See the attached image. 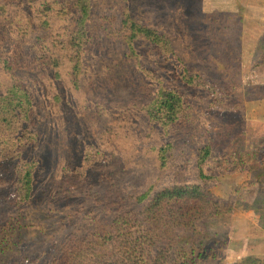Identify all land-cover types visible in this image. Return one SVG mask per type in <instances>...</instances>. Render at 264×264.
Listing matches in <instances>:
<instances>
[{"label":"rangeland","instance_id":"rangeland-1","mask_svg":"<svg viewBox=\"0 0 264 264\" xmlns=\"http://www.w3.org/2000/svg\"><path fill=\"white\" fill-rule=\"evenodd\" d=\"M187 1L194 7L200 4L198 10L211 15L198 16L202 30L186 26L183 17L190 13L186 0H93V21L98 29L93 35L95 48L85 55L77 74L67 73L65 64L57 69L21 68L15 72L14 78L26 82L34 98L32 128L38 141L27 154L37 160V166L28 202H0V249L8 246L14 257L24 253L44 257L78 225L90 224L91 218L108 219L140 208L149 198L138 204L135 196L158 191L170 182L194 181V159L205 136L240 130L248 142L264 137V43L258 46V39L264 38V7L243 3L240 18L234 17L238 12L230 0ZM127 7L149 27L165 33L193 73L215 83L225 80L226 71L229 74L232 70L223 69L225 61L214 68L213 53L223 49L220 51L230 53L231 58L241 53L234 92V97L240 98L237 117L206 112L209 97L197 91L189 124L164 128L150 123L143 110L144 89L149 88L146 73L165 76L170 70L148 45L142 46L145 69L134 72L125 60L118 21ZM112 19L114 22L107 24ZM62 26L54 30L61 31ZM11 49V41H0V54H12ZM0 83L10 85L1 72ZM165 144L170 146L166 160L171 156L161 168L158 149ZM85 145L119 160L120 187L129 198L113 206L108 215L82 192L63 194L51 187L63 166L79 163ZM242 174L221 177L215 187L216 195L233 196L237 209L229 219L211 225L217 226L222 236L212 252L218 251L220 262L211 257L206 264H231L243 255H264V229L258 225L264 205L252 202L254 192H234L231 188L241 184Z\"/></svg>","mask_w":264,"mask_h":264},{"label":"trees","instance_id":"trees-1","mask_svg":"<svg viewBox=\"0 0 264 264\" xmlns=\"http://www.w3.org/2000/svg\"><path fill=\"white\" fill-rule=\"evenodd\" d=\"M243 3L264 7V0H230L238 12L234 17L241 18ZM186 4L190 9L183 17L187 27L200 28L198 16L211 18L208 12L198 10L200 4L194 7L187 0ZM93 8V0H0V33L6 34H0V41L12 42V54H0V72L10 84L0 83L1 203L18 205L30 200L37 166V160L27 154L38 141L32 128L34 98L27 83L14 78L15 72L21 68L57 69L65 64L67 73L77 74L85 55L95 48L93 35L98 29ZM61 25V31L54 30ZM118 31L123 32L124 58L134 72L145 69L141 63L143 45L170 70L165 76L146 73L149 88L144 89L143 110L150 123L164 128L189 124L197 91L209 97L206 112L237 117L240 98L234 97V92L241 53L232 54V58L220 51L223 49L213 53L214 68L225 61L223 69L232 70L226 71L225 80L215 83L193 73L168 36L136 18L129 7L119 18ZM262 43L264 38L258 39L259 48ZM256 139L246 141L240 130L205 136L194 159V181L170 182L158 191L135 196L138 204L149 198L140 208L108 219L91 218L90 224L78 225L44 257L29 253L14 257L4 246L0 264H206L211 257L215 262L220 256L218 251L212 252L222 236L217 226L210 227L229 219L237 209L233 196L215 194L220 178L244 173L241 184H233L232 190L254 192L252 202L264 205V137ZM169 150L166 144L158 149L161 168L170 162L171 153L166 160ZM118 162L113 155L108 158L102 150L85 145L79 163L63 166L51 187L63 194L82 192L108 215L113 206L129 198L120 187ZM258 225L264 229V216ZM231 264H264V255L242 256Z\"/></svg>","mask_w":264,"mask_h":264},{"label":"crops","instance_id":"crops-1","mask_svg":"<svg viewBox=\"0 0 264 264\" xmlns=\"http://www.w3.org/2000/svg\"><path fill=\"white\" fill-rule=\"evenodd\" d=\"M243 256H245V255H243ZM246 256H250V255H246ZM240 257H242V256H240ZM240 257H238V258H240ZM238 258H237V259H238ZM237 259H236V260H237ZM236 260H235V261H236ZM233 262H234V261H233Z\"/></svg>","mask_w":264,"mask_h":264}]
</instances>
